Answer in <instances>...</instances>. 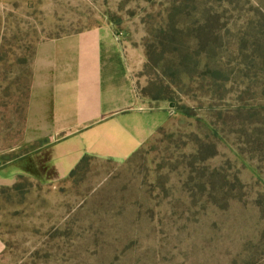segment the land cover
<instances>
[{
  "label": "rangeland",
  "instance_id": "rangeland-1",
  "mask_svg": "<svg viewBox=\"0 0 264 264\" xmlns=\"http://www.w3.org/2000/svg\"><path fill=\"white\" fill-rule=\"evenodd\" d=\"M173 1L0 0V264H264V99L254 90L264 0H197L224 24L225 96L207 100L185 86L188 96L179 94L176 104L188 115L142 99L151 110L141 114L148 131L120 132L119 150L95 147L111 157L79 158L75 138L48 147L65 155L59 168L40 169L43 155L20 157L37 145L27 144L26 108L39 46L112 24L141 92L148 85L145 45L158 44L154 30ZM197 12L185 10L186 28L198 26ZM244 59L253 81L248 93L239 77ZM203 122L221 130L225 142L195 162L197 149L210 143ZM160 127L169 136L156 143ZM137 146L148 151L144 161L126 163ZM85 156L96 158L73 183L67 177Z\"/></svg>",
  "mask_w": 264,
  "mask_h": 264
},
{
  "label": "crops",
  "instance_id": "crops-1",
  "mask_svg": "<svg viewBox=\"0 0 264 264\" xmlns=\"http://www.w3.org/2000/svg\"><path fill=\"white\" fill-rule=\"evenodd\" d=\"M111 25L62 36L39 46L26 108L30 135L27 144L36 142L38 146L21 158L43 155L39 168L53 170L64 166L65 156L51 154L48 147L54 143L75 138L78 144H84L75 146L80 149L79 158L87 152L111 157L95 147L100 144L107 150L112 145L119 150L117 146L125 142L120 132L131 127L139 135L148 131L149 123L141 114L151 110L137 97L125 46L120 43L123 39ZM121 80L123 87L119 85ZM135 149L136 152L141 146ZM55 156L59 160L53 163Z\"/></svg>",
  "mask_w": 264,
  "mask_h": 264
},
{
  "label": "trees",
  "instance_id": "trees-1",
  "mask_svg": "<svg viewBox=\"0 0 264 264\" xmlns=\"http://www.w3.org/2000/svg\"><path fill=\"white\" fill-rule=\"evenodd\" d=\"M186 9H198L197 15L200 22L195 29L186 28V16L183 15ZM160 16L163 25L154 30L158 44L146 43L145 45L147 61L142 74L147 76L148 85L141 92L135 89L137 97L141 100H150V103L154 104L168 102L173 105L174 110H178L176 113L188 115L189 109L183 106L178 107L176 104L179 94L188 96L185 86L188 85L189 90L192 88L201 90L203 97L207 100L225 96L229 89L225 86L228 75L219 59V48L223 46L219 30L224 26L220 21L221 16L211 6L203 5L199 9L197 0H174L166 7L163 14L160 13ZM88 28L67 35L81 33ZM59 37L61 36L55 38ZM167 54L169 58L165 56ZM260 68L262 72L256 77L254 90L261 99H264V55L260 60ZM239 72L242 73L239 77L244 86L241 93H248L253 81L249 77L250 69L245 59ZM166 89L171 91L167 92ZM197 120L198 123L201 122ZM202 124L210 143L207 147L201 146L197 149V154L194 155L195 162H204L207 157H203V152H211L218 142L221 144L225 142L221 130L214 128L211 123L203 122ZM157 134L159 138L155 140L156 143L161 137L169 136L165 127H160ZM152 150H155L154 146L149 149V151ZM147 153L148 151L140 149L132 154L126 163H133L137 159L144 161ZM91 159L93 158L89 156L83 157L68 175V180L73 183L82 180L88 171Z\"/></svg>",
  "mask_w": 264,
  "mask_h": 264
},
{
  "label": "water",
  "instance_id": "water-1",
  "mask_svg": "<svg viewBox=\"0 0 264 264\" xmlns=\"http://www.w3.org/2000/svg\"><path fill=\"white\" fill-rule=\"evenodd\" d=\"M173 105L172 104H170V107H172Z\"/></svg>",
  "mask_w": 264,
  "mask_h": 264
}]
</instances>
